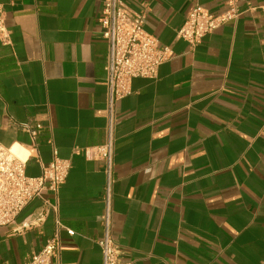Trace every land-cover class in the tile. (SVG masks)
<instances>
[{
    "label": "crops",
    "instance_id": "crops-1",
    "mask_svg": "<svg viewBox=\"0 0 264 264\" xmlns=\"http://www.w3.org/2000/svg\"><path fill=\"white\" fill-rule=\"evenodd\" d=\"M172 55L153 78L135 77L116 105L113 236L130 264H264V0H125ZM243 13L195 47L177 36L190 7ZM10 43H0V144L30 146L19 124L38 120L34 177L56 155L70 169L56 197L59 258L101 264L104 163L74 153L106 138L107 54L102 0H0ZM13 146V147H14ZM0 226V264H24L55 230ZM20 229V230H19Z\"/></svg>",
    "mask_w": 264,
    "mask_h": 264
},
{
    "label": "built area",
    "instance_id": "built-area-1",
    "mask_svg": "<svg viewBox=\"0 0 264 264\" xmlns=\"http://www.w3.org/2000/svg\"><path fill=\"white\" fill-rule=\"evenodd\" d=\"M264 11V6L261 7ZM243 10L234 1L218 14H213L199 3H194L177 36L184 39L190 49L200 43L208 33L220 26L237 19ZM145 12H136L125 0H102L101 13L98 17L100 33L106 42L107 54L104 64V81L107 87L105 141L101 145L75 147L74 153H82L87 159L100 160L104 163L106 183L103 195V211L99 221L101 235L96 243L102 255L101 264H130L120 261L121 246L113 236L112 222V157L114 151V127L117 121L116 105L120 99L131 92L130 83L135 77L153 78L159 66L169 59L172 52L169 47L161 45L156 38L144 29ZM0 43H10V31L5 22V13L0 4ZM30 137V146L22 148L25 157L16 155L12 148L0 144V226L14 225L21 210L32 200L41 202L37 210L26 216L18 225L22 230L38 228L51 211L55 217V230L41 249L33 253L24 264H50L52 258H59L62 229L68 235L73 231L64 227L57 215V202L46 197L50 193L56 197L59 187L64 183L70 161L56 155L53 149L52 159L41 166L38 176H28L25 164L32 152L37 151V137L43 129L40 121L19 124ZM20 147V146H19ZM19 229V230H20Z\"/></svg>",
    "mask_w": 264,
    "mask_h": 264
},
{
    "label": "bare ground",
    "instance_id": "bare-ground-1",
    "mask_svg": "<svg viewBox=\"0 0 264 264\" xmlns=\"http://www.w3.org/2000/svg\"><path fill=\"white\" fill-rule=\"evenodd\" d=\"M13 152L20 156V157H25L26 155V151H24L22 148H20L19 146L15 145L13 148H12Z\"/></svg>",
    "mask_w": 264,
    "mask_h": 264
}]
</instances>
